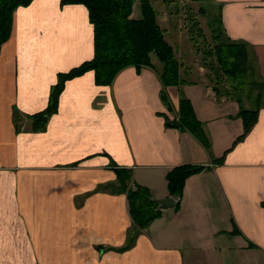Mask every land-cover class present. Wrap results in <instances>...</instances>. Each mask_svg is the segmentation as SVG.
<instances>
[{
    "label": "crops",
    "instance_id": "crops-1",
    "mask_svg": "<svg viewBox=\"0 0 264 264\" xmlns=\"http://www.w3.org/2000/svg\"><path fill=\"white\" fill-rule=\"evenodd\" d=\"M203 1L212 32L220 17L224 38L248 44L264 80V0ZM94 54L84 3L16 9L0 52V264H264V106L239 139V101L219 96L201 72L182 67L189 81L167 88L170 110L157 70L129 65L111 84H97L94 70L67 79L57 111L33 129L28 118L48 107L59 74ZM183 97L209 147L167 123ZM18 113L27 119L20 125ZM182 164L204 168L174 196L180 208L162 209L131 244L116 168L131 169L132 183L156 199L173 196L167 174Z\"/></svg>",
    "mask_w": 264,
    "mask_h": 264
},
{
    "label": "trees",
    "instance_id": "trees-1",
    "mask_svg": "<svg viewBox=\"0 0 264 264\" xmlns=\"http://www.w3.org/2000/svg\"><path fill=\"white\" fill-rule=\"evenodd\" d=\"M32 1L0 0V52L3 43L13 32L16 9ZM62 3H84L88 7L90 20L94 25L95 54L93 58L59 74L58 82L52 87L48 107L31 115L33 129H44L49 116L57 111L59 97L67 79L88 70H94L97 84L105 85L111 84L119 72L129 65H135L138 70L143 66L153 67L163 83L162 99L169 107L171 106L167 88L189 80L186 72H182L183 66L176 54L175 46L167 39L166 30L159 21V10L152 0H62ZM136 3H139L141 9L139 17L133 15ZM216 20L219 27L211 35L215 44L208 50L205 49L210 59L205 61V66L217 76L216 78L226 77V84L218 83L214 86L217 94L230 96L239 101V114L244 121V132L239 137L242 139L253 128L258 120L260 108L264 106V80L256 75V67L251 60L248 44L226 40L221 18L218 17ZM193 30L199 36L205 35L198 20H194ZM153 54L161 65L153 62ZM249 75L252 80L248 79ZM250 83L253 84L252 89H257L258 92L249 98L251 99L249 101L244 91L251 85ZM248 102L250 106H247ZM167 123L192 132L205 146H210V139L190 99L181 98L178 116L174 119L167 117ZM203 168V165L182 164L170 170L167 174L170 194L181 198L187 178ZM116 170L118 191L127 193L133 225L137 226L131 235L132 244L136 234L148 228L152 221L162 214V208L149 187L140 183H136L135 187L129 186L127 180L133 179L131 169L117 167ZM175 207L180 208V201ZM130 243L122 249L127 248Z\"/></svg>",
    "mask_w": 264,
    "mask_h": 264
},
{
    "label": "rangeland",
    "instance_id": "rangeland-1",
    "mask_svg": "<svg viewBox=\"0 0 264 264\" xmlns=\"http://www.w3.org/2000/svg\"><path fill=\"white\" fill-rule=\"evenodd\" d=\"M156 7L159 10V21L161 25L166 30L167 39L174 45L178 46V57L182 60V66L184 69L191 70L194 68L198 73L201 72V76L205 77L207 81L212 83L213 85L226 84V77L220 79L216 78L211 70L205 66V61L210 60L207 56V51L205 49H209L213 47L215 41L212 39V27L214 24L210 23V10L204 5V1H195V0H152ZM205 10H202V8ZM133 15L135 17L141 16V9L139 3L135 4V10ZM194 20H198L202 29L205 33L204 36L197 35L193 30V22ZM153 59L157 60L158 66L161 65L160 61L153 54ZM123 70V69H122ZM121 70V71H122ZM213 77L214 79H211ZM251 79V75L248 77ZM251 82V81H249ZM251 84V83H250ZM253 84L246 87L244 93L246 99L252 98L257 89H252ZM251 99H249L250 101ZM172 110V104L169 107ZM19 114V113H18ZM171 119H174L178 116L175 114ZM26 117H22L21 114L18 115L17 122L22 124ZM28 124L32 122V118H28ZM32 127V124H31ZM129 186L135 187L136 185L132 183V180H127ZM133 229H137L136 225H133ZM188 259V258H187ZM202 262L204 260H201ZM187 263V260H186ZM189 263V261H188ZM205 263V262H203ZM213 264H217L216 261L212 262ZM208 264V263H207Z\"/></svg>",
    "mask_w": 264,
    "mask_h": 264
},
{
    "label": "water",
    "instance_id": "water-1",
    "mask_svg": "<svg viewBox=\"0 0 264 264\" xmlns=\"http://www.w3.org/2000/svg\"><path fill=\"white\" fill-rule=\"evenodd\" d=\"M162 209L176 206L178 200L174 196H167L163 198H156Z\"/></svg>",
    "mask_w": 264,
    "mask_h": 264
}]
</instances>
